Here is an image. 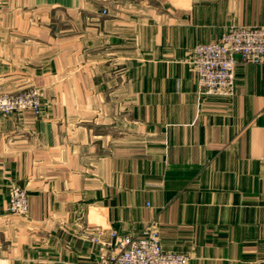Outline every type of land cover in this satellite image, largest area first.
I'll list each match as a JSON object with an SVG mask.
<instances>
[{
  "label": "crops",
  "instance_id": "1",
  "mask_svg": "<svg viewBox=\"0 0 264 264\" xmlns=\"http://www.w3.org/2000/svg\"><path fill=\"white\" fill-rule=\"evenodd\" d=\"M255 26L264 0H2L0 94L44 108L0 118V264H98L152 223L191 264H264V63L231 96L190 65Z\"/></svg>",
  "mask_w": 264,
  "mask_h": 264
},
{
  "label": "built area",
  "instance_id": "2",
  "mask_svg": "<svg viewBox=\"0 0 264 264\" xmlns=\"http://www.w3.org/2000/svg\"><path fill=\"white\" fill-rule=\"evenodd\" d=\"M2 0H0L1 3ZM264 63V27H232L217 43L199 44L192 53L190 65L200 88L208 95L231 96L236 87L239 65ZM44 94L37 88L20 93L0 94V118L32 111L43 113ZM8 210L12 215L27 217L28 193L19 186L12 188ZM115 254L103 257L98 264H191L189 256L165 251L160 232L154 223L139 235H121L114 231ZM99 243V237L93 238Z\"/></svg>",
  "mask_w": 264,
  "mask_h": 264
},
{
  "label": "rangeland",
  "instance_id": "3",
  "mask_svg": "<svg viewBox=\"0 0 264 264\" xmlns=\"http://www.w3.org/2000/svg\"><path fill=\"white\" fill-rule=\"evenodd\" d=\"M3 94H7V93H3ZM10 94H14V93H10Z\"/></svg>",
  "mask_w": 264,
  "mask_h": 264
}]
</instances>
